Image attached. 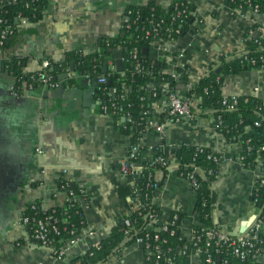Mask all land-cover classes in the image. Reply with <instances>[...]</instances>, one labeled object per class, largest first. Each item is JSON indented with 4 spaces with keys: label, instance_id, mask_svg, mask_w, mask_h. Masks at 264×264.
Returning a JSON list of instances; mask_svg holds the SVG:
<instances>
[{
    "label": "crops",
    "instance_id": "crops-1",
    "mask_svg": "<svg viewBox=\"0 0 264 264\" xmlns=\"http://www.w3.org/2000/svg\"><path fill=\"white\" fill-rule=\"evenodd\" d=\"M52 1V13L48 12L37 23L19 26L7 47L0 49V264H67L75 253H84L105 239L118 217L130 215V208H140L136 196L141 194L137 184L141 167L134 173L123 168L131 147L130 136L121 132L118 120L103 113V101L97 98L98 81L76 72L72 63L57 77L58 87L68 82L70 90L78 89L81 80L86 81L85 90L91 92L87 108L82 97L70 98L66 89L60 91L58 87L52 91H24L20 97H14L10 88L15 79L7 64L16 61L21 71L28 74L37 72L44 60L63 62L65 53L72 50L83 56L92 54L102 39L118 36L128 6L155 1L161 8H167L180 1L193 6L195 22L185 35L171 41L155 38L147 56L161 62L162 72L173 78L182 69L186 82L194 84L207 68L217 70L222 58L241 55L246 49L245 34L250 28L264 24V15L249 9L232 15L226 0ZM116 61L113 56V61L104 62L107 70L116 71ZM119 61L121 65L122 60ZM62 75L69 77L59 81ZM184 83H177L175 88L185 98ZM166 87L154 80L148 83V91L160 93L151 107L154 114H165L163 134L150 130L138 139L139 145L156 149L169 167L160 193L153 200L159 214L149 229L166 223L171 213H181L184 217L180 233L188 239L192 228L200 223L191 183L175 170L178 160L172 153L182 145H191L207 147L220 155L211 186L218 205L213 211V221L227 235H240L242 231L245 234L259 215L250 196L256 178L262 173L260 162L253 169L243 167L237 160L241 143L228 141L218 132L212 118L190 117L181 123L172 122L165 112ZM221 92L225 98L252 96L264 102V70L230 74ZM153 120L158 122V117ZM60 178L93 193L84 208L86 224L80 233L81 242L65 258L33 244L21 224L25 208L31 203L40 202L42 208L62 206L66 195L58 188ZM157 178L161 179L160 174ZM119 185L133 190L135 195L121 197ZM187 263L204 264L202 253L191 251ZM260 263L264 264V257ZM105 264L146 263L141 245L134 242Z\"/></svg>",
    "mask_w": 264,
    "mask_h": 264
},
{
    "label": "trees",
    "instance_id": "trees-1",
    "mask_svg": "<svg viewBox=\"0 0 264 264\" xmlns=\"http://www.w3.org/2000/svg\"><path fill=\"white\" fill-rule=\"evenodd\" d=\"M178 2V9L187 8L186 15L176 16L174 4L167 8H161L155 1H147L141 5L128 6L123 13L124 21L120 27L119 34L115 38H104L97 45V51L83 56L80 51L72 50L65 53L64 61L53 63L49 61L47 73L52 81L57 83L58 75L70 67V63L75 71L84 75L87 79L105 78V84H99L97 98L103 101L112 117L118 120L121 125V132L130 136V143L135 147L134 158L130 162L140 163L143 166V179L137 184L141 189V194L136 197L145 203L144 207L136 210L130 208V215L118 217L116 224L109 235L101 240L97 245L90 247L84 253H75L67 260V264H105L109 258L124 247L135 242L136 237H143L146 241L152 243L154 235L159 236L158 244L161 245L162 254L171 260V264H188L187 256L190 254L191 245L180 233V224L184 215L181 213H171L169 217L170 224L166 231L156 232L154 230H145L148 222V214L154 212L159 214V209L154 205L153 200L160 193L164 177L169 172L168 166H162L156 149L138 144V139L148 131L147 123L158 117V122L165 120V114L156 115L151 107L152 103L160 97L159 92L148 91V83L151 80L161 82L167 85L168 90L175 89L179 82H186V75L182 69H178L175 76L163 73V64L153 61L142 55V49L148 48L156 37H161L165 41H171L178 36L185 35L190 26L195 22V11L192 5ZM247 0H232L229 4L231 9H241L247 7ZM250 4L258 5L259 13L264 14V0H249ZM50 6H54L52 0H0V29L4 25H12L18 17H24L28 23H37L48 14ZM130 12V13H128ZM234 15L235 13H231ZM178 32V33H176ZM14 37V36H13ZM11 37V39L13 38ZM5 41L0 49H5L10 40ZM246 47L247 56L256 59V68L264 65V42L259 44L254 42L253 38H248L245 34L243 38ZM137 48V60L132 59V50ZM120 51L121 69L120 71L106 70L103 73L104 62L113 61L114 54ZM262 57L260 62L259 57ZM244 55L236 56L233 59L222 58L219 63L220 71L216 73V68L209 67L207 71L192 84L191 89L186 90V99L190 103V117H209L212 118L218 132L223 134L228 141H239L242 146L240 157H242L243 167L253 169L257 161L261 164V170L264 171V152L260 149L264 147V102L252 96L223 97L221 88L227 76L239 71L251 70L254 67L248 63L241 65ZM8 70L14 76V89L19 91L27 90L29 85L36 90L40 86L38 77L42 73L32 72L23 73L21 65L16 61L9 63ZM109 81V84H107ZM104 88H106L104 90ZM116 89V96L124 95V100L117 97L113 98L107 91ZM114 101L116 111L112 109L111 102ZM233 101H235L233 103ZM115 112V113H113ZM129 115L132 123L122 122L121 119ZM257 124V125H256ZM173 155L178 160V166L175 168L181 177L186 179L192 175L191 187L194 191L196 204L195 213L199 222L213 228L219 227L213 221V211L218 208L216 196L211 186L216 178L218 166L220 164V155L207 147H197L191 145H182L173 150ZM160 174L161 179L157 176ZM264 180V176L262 177ZM68 183V186L61 189V186ZM58 188L66 194H73L77 199L67 200L62 206L42 208L40 202H36V209L31 210L27 205L23 215L34 218L35 220H44L49 218L52 223L56 219L55 226L59 233H49L48 239L51 245L59 249L60 240H66L73 234H80L85 227L84 209L78 196L83 199L84 204H89L93 197L90 191L80 189L77 186L71 188L67 180L60 178ZM118 194L125 198L129 195H135L133 190L118 186ZM251 200H256V206L260 209L258 219L264 221V183L260 184V179H256L251 196ZM176 215V218L173 217ZM130 222L129 234L124 225V221ZM196 232L200 231L199 225L193 227ZM34 229V223L29 222L26 226L28 235H31ZM173 230V234L171 231ZM235 238L234 235H228ZM253 246L243 248L245 251L244 259L234 255L231 246H222L216 251L215 247L210 246L207 253L211 255L213 264H261L260 260L264 257V228L257 232V239L251 241ZM187 246L186 255L182 254V248ZM160 264H164L160 262Z\"/></svg>",
    "mask_w": 264,
    "mask_h": 264
},
{
    "label": "built area",
    "instance_id": "built-area-1",
    "mask_svg": "<svg viewBox=\"0 0 264 264\" xmlns=\"http://www.w3.org/2000/svg\"><path fill=\"white\" fill-rule=\"evenodd\" d=\"M10 1L14 2L15 0H10ZM226 1L229 5L232 0H226ZM246 3H247V7L241 8V9H238V8L231 9L229 6L231 13L232 12L236 13L237 11L242 10V9H249L254 14H261L258 11L259 7L257 4L252 6L250 4L249 0H247ZM172 4H174L176 16L187 14V8L181 7L180 9H178V7H179L178 2L175 1ZM128 13H130V12H128ZM122 21L126 22V19L122 20ZM3 23H4L3 20L0 19V24H3ZM27 23H28V21L24 17L18 16L14 20L12 25H9V24L4 25V28L0 29V47H2L4 45L5 41H7L8 39H11V37L15 36V34L17 32V28L19 26L25 25ZM176 33H178V32H176ZM247 34H248V38H253L254 42L257 44L264 42V24L262 26H258L256 28L255 27L250 28ZM156 38H161V37H156ZM260 47L264 49L263 46H260ZM137 53H138L137 48L136 47L133 48V50H132V59L133 60H137ZM241 55H244L243 60L240 63L241 65L248 63L250 66L254 67L253 69H256L258 71L264 70L263 64H261L260 67L256 68L257 60L247 56L246 49ZM259 59L261 62L262 57L260 56ZM48 67H49V61L44 60L40 65V69L37 71L39 73H42V77H40V76L38 77V81L40 82V86L36 89H41V90L44 89L46 91H52L58 87V84L53 82L51 76L47 73ZM178 77H179V75H176L175 79ZM97 81H98V84H105V82H106L105 78H99ZM191 87H192V84L188 83L186 85V90L191 89ZM32 89H33L32 85H29L27 87V90L32 91ZM105 89L106 88H104V90ZM10 91L14 97H20L24 92V91L18 92L17 90H15L14 84L11 86ZM116 93H117L116 89H110L109 91H107V94H109L113 98L117 97ZM163 94L165 95V98H166L165 112H166V115L170 118V120L172 122L181 123L184 120L190 118V103L188 102V100L186 98L182 97L180 95V93L175 89L174 90L173 89L168 90V87L165 88V91H163ZM117 98L120 100H124V95L120 94ZM234 98L235 97H232V99H234ZM234 102L235 101H233V103ZM111 107L115 111L118 109V108L116 109V107L114 105V101L111 102ZM102 111L104 114L110 115L112 117V115L109 112H107V108L105 106L102 107ZM113 113H115V112H113ZM121 121L127 122L129 124L132 123V120H131L129 115H126V117L122 118ZM146 127H147V129L152 130L158 134H163V132L165 130V124L163 122L159 123V122H156L154 120L148 122ZM260 149L264 152V147H261ZM135 152H136L135 147H132V146L129 147V149L126 153L123 168H124L125 172L134 173V170L137 169V167H141L140 180H142L143 179V166H142V164L135 163V162L129 163V160L131 158H134ZM237 160L243 166L242 157L239 156ZM157 161L162 166H167L163 156H159ZM263 176H264V171H262V173L256 178V179H260V184L264 183V180L262 179ZM187 180L190 183H192L193 182L192 181V175H190ZM67 186H68V183H65L61 186V189L65 188ZM66 199L67 200H75L77 198L75 195H73L71 193V194H66ZM78 200L80 201L82 208L83 209L86 208V206L88 204H84L83 199L80 196H78ZM252 202L256 205V200H252ZM139 203H140V208L145 206V203L142 200H139ZM29 206H30L31 210H35L36 209V202L29 204ZM258 212L260 213L259 208H258ZM157 216H158V214H156L154 212L148 214V222L145 226V230H150L149 228L152 225H154V223L157 219ZM175 218H176V215L173 217V219H175ZM30 221L34 223V229H33L32 235H31V237H32L31 239H33V241L30 240V236L27 233L29 240L37 246L47 248L49 250V252L52 253V255H54L58 258H65L67 253L70 252L75 246H77L81 242V235L72 233V236L70 238H68L66 240H60L62 246L59 249H56L55 247H53L51 245V242L48 239L49 233H53L56 235L59 233L57 227L55 226L56 219H54V221L51 223L49 221V218H46L44 220H40V219L35 220L34 218L30 219L29 217H27L25 215H23L21 218V224L25 227V229H26V226L29 224ZM169 224H170V221L168 219V221L166 223H164L163 225H161L160 227H158L154 231H156V232L166 231ZM124 225L127 228L125 233L129 234L130 222L128 219H126L124 221ZM198 225L200 227V231L196 232L194 230V228H192L190 238L186 239V241L188 243H190V245H191L190 252L193 250L200 251L202 253L203 263L204 264H213V261L211 259V255L209 253H207V250L210 246L215 247L217 252H218V249L222 246H225V245L231 246L233 254L238 256L240 259H244L245 251L243 250V248H250L253 246V243L251 241L257 239V232L259 230H261L262 228H264V221L257 218L255 223L248 229V231L245 234H243L241 236H236L235 238H230L222 230H218L217 228H213V227H210L207 225H203L201 223H199ZM173 233L174 232L172 230L171 234H173ZM158 240H159V236L154 235L152 243L146 241L145 238H143V237H136L135 242L141 245V247L143 249L144 259H145L146 264H160V262H163L164 264H171V260L169 258L163 256L161 245L157 243ZM187 251H188V248L186 245H184V247L182 248V254L186 255Z\"/></svg>",
    "mask_w": 264,
    "mask_h": 264
},
{
    "label": "water",
    "instance_id": "water-1",
    "mask_svg": "<svg viewBox=\"0 0 264 264\" xmlns=\"http://www.w3.org/2000/svg\"><path fill=\"white\" fill-rule=\"evenodd\" d=\"M48 12H49V13H52V12H53V7H52V6L49 7ZM147 52H148V48H143V49H142V55H143L144 57L147 55ZM114 56H115L116 59H117V61H116V71H120V69H121V65H120V61H119V59H121V57H122V53H116ZM70 70L72 71L73 68L71 67ZM106 70H107V64L105 63V64L103 65V73H105ZM219 70H220V67L217 69L216 73H219ZM68 77H69L68 75H62L60 78H58V80H59V81H62V80L67 79ZM97 80H98L97 78H94V81L97 82ZM85 83H86L85 80H81V81H80V87H79L78 89L75 88L76 90H74V89H71V90H70V88H69V83H68V82H64V84H61V85L58 87L57 90L64 91V90L66 89V90H67V91H66L67 96L70 97V98H71V97H82L83 102H84L83 104H85V106H86V108H87V106H88V102H89V96H90L91 92L85 90ZM107 84H109V81H107ZM51 93H52V92H51ZM45 94H47V93H45ZM55 94H56V91H55L54 95H55ZM52 95H53V93H52ZM55 96H56V95H55ZM86 102H87V103H86ZM70 185H71V188H74V187H75L73 183H71ZM254 220H255V216L253 217V220L250 222V224L253 223ZM250 224H249V225H250ZM240 233H241L240 235H234V236H241V235H243L244 232L242 231V232H240Z\"/></svg>",
    "mask_w": 264,
    "mask_h": 264
}]
</instances>
